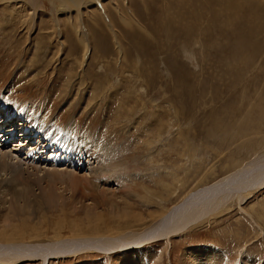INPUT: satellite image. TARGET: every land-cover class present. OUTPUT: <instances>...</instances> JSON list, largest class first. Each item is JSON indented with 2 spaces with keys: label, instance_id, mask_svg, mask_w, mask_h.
Wrapping results in <instances>:
<instances>
[{
  "label": "rangeland",
  "instance_id": "374dc122",
  "mask_svg": "<svg viewBox=\"0 0 264 264\" xmlns=\"http://www.w3.org/2000/svg\"><path fill=\"white\" fill-rule=\"evenodd\" d=\"M6 1L0 0V98L6 106H0V113L15 121L0 123V136L18 130V138L11 140L13 132L4 135L0 150L27 158L20 151L22 140L34 134L36 141H44L45 135L54 141L52 124L62 134L73 130L71 137L87 145H82L84 155L75 153L73 168L70 163L30 160L28 171L37 177L30 186L33 193L45 199L47 189H56L58 196L41 200L45 205L33 210L16 203L23 210L12 225L26 231L24 242L93 236L95 230L108 237L147 234L195 190L264 162V31L259 28L264 17L255 19L257 25L251 1L129 0L140 23L125 24L120 21L125 0H116L120 13L112 0H101L117 24L120 48L94 0H11L9 7ZM256 1L263 10L264 0ZM233 4L236 15L231 14ZM217 11L233 19L214 20L211 14ZM166 12L177 24L162 23ZM184 13L196 17L190 21L185 14L180 19ZM189 26L194 29L188 35ZM14 106L20 109L11 117L7 107ZM32 117L37 124L29 134L18 128L21 120L30 127ZM46 144L54 145L50 150L55 152L45 153ZM59 148L46 142L38 146V154L56 162ZM67 148L59 154L69 160ZM99 153L107 170L85 192L74 188L67 172L51 170L70 169L90 179ZM0 177L8 182L10 175L2 171ZM11 185L22 189L15 180ZM1 188L0 231L7 227L2 212L12 200L6 187ZM243 189L250 190L243 201L233 199L168 240H145L128 253L85 250L44 263L98 259L100 264H121L132 253L146 256L152 251L145 264H184L188 251L214 246L229 264H264V185ZM16 264H42V259Z\"/></svg>",
  "mask_w": 264,
  "mask_h": 264
},
{
  "label": "bare ground",
  "instance_id": "6f19581e",
  "mask_svg": "<svg viewBox=\"0 0 264 264\" xmlns=\"http://www.w3.org/2000/svg\"><path fill=\"white\" fill-rule=\"evenodd\" d=\"M4 1H6V0H4ZM94 1L97 2L96 5L98 7L103 9L104 13L102 16H103V19L105 22L104 24H107L110 27V29L112 30V32L114 34L113 35L114 40H116V44L118 45V48H120V40H119L118 35L116 34L117 33V24H115V20L113 21L111 16H110L109 11L107 9H104L105 6L101 3L102 2L101 0H94ZM233 1L236 2L237 0H233ZM249 1H251L254 4V8H256V10H257L256 11L254 9L255 11L253 12L254 20L259 16L264 17V13H262V11H264V9L262 8L263 10L260 11V9L257 8V5L259 3H257L256 0H243L242 2H244V3L248 2L249 3ZM112 3L115 4V6L117 8L120 7L117 4L116 0H112ZM125 3H126V7H124L125 12H124V15L120 14V21L121 20L124 21L125 24H130L131 21L135 22L136 24H137V22L140 23L139 18L136 17V15L133 12V8H131L129 0H125ZM6 4L8 7L10 5H12L11 0L10 1L7 0ZM25 6H26L25 3L20 4V9L21 8L24 9ZM261 7H262V5H261ZM185 8H186V6H185ZM236 8H237V6L234 5L233 8L231 9L232 15L233 14L236 15L238 13V9H237V13H236ZM11 9L12 8H10V11H11ZM118 10L120 13L122 8H119ZM168 11H169V8H168ZM224 12H222V11L212 12L211 16L214 20L220 19L222 21L223 20L227 21L228 19H233V18H228V14L224 15ZM225 13H227V12H225ZM168 14H169L168 12L164 13V15H166V16L162 18V23L165 26H169L171 23H172L171 25L177 24L176 22L173 21V16L170 15L168 17ZM184 15L186 16V18L190 17V21L194 20L196 17V15L193 16L192 14L184 13L182 16H179V18L181 19V17H183ZM198 15L200 16V17L199 16L198 17L201 18V16H203V13L199 12ZM256 15H258V16H256ZM69 17H70V19H73L74 14H73V16L69 15ZM176 17H177V15H176ZM259 18L262 19V17H259ZM255 21H256L257 25L260 24V23H258V20H255ZM227 22H229V21H227ZM179 23H182V22H179ZM218 23H220V22H218ZM96 24H98V23H96ZM220 26H221V24H220ZM261 27H262L261 32H263L264 27L262 25L259 26V28H261ZM189 28L187 29L185 34L189 35L193 32L194 28H192L190 26H189ZM132 29H134V28L132 27ZM232 33L233 34L235 33V29L233 30ZM248 33H250V32H248ZM263 34H264V32H263ZM255 38H256V36H255ZM84 41L87 42L85 50H87V52H89L90 51V40L85 38ZM120 53L121 54L123 53L122 49H120ZM258 53H259V51H258ZM125 61H127V60H125ZM4 102H5V100H2L0 98V106H3ZM14 107H15V109L13 107H11V108L7 107L8 112L10 113L11 117L14 116V114H16V111H19V109H20V108L18 109L16 106H14ZM0 115H1L0 118H4V120H0L1 121L0 123H4V122L9 123V121H12V119H13V118L12 119L8 118V115L3 113V112L0 113ZM22 115L23 114H21V116ZM13 121H15V120H13ZM29 124H30V128L34 127L33 124H36L35 119L33 117L29 120ZM2 127H0V128H2ZM50 127H51L50 129H52V132L54 134L62 135L60 130L59 131L56 130L57 127H55L54 124L50 125ZM16 131H14V130H11L10 132L7 131L6 134H4V135H6V137H7V136H9V134H12V132L15 133ZM47 132H48V130H47ZM63 132H64L63 133L64 136H66L67 138H71L74 142H77V144L79 146H81V148L79 150L78 148L75 147V146H77V144L74 145L72 143V147L69 146L67 148V151H69L68 152L69 160L71 158L73 159L71 162L72 165L70 164L73 168L74 167L73 162L75 160V156H74L75 153L80 152L79 154L81 156V153H83L82 149L87 148L86 147L87 145L85 146L84 140H80L78 138H72L71 137L73 130L68 129V130H65ZM50 134H52V133H50ZM41 136H42V134H41ZM36 138H37V136H36ZM58 138H60V137H58ZM82 145L84 146V148L82 147ZM51 146H54V145L51 144ZM64 151H66V150H64ZM79 154H78V156H79ZM83 155H84V153H83ZM98 156H99L98 157L99 159H97L98 162L95 163L93 161L94 164L91 165V167H90V169L92 170V173H93L92 174L90 172L91 175L90 176L88 175L90 179H88V177H86L85 174L80 175V176L78 174L75 175V171L70 170V169L66 170V169L61 168L60 170H57V169L56 170L51 169V170H52V172L59 173V174L61 172H67L69 175H71V181H72V184L74 185V188L76 187L77 190L79 189L80 191L85 192L87 185H92L93 182L95 183L96 179L98 181L99 176H102V173L107 170L103 166L104 165L103 159H102L103 156L100 153ZM80 159L77 161H80ZM30 160L31 159L24 158L23 156H21L19 154H14V152L0 150V172L3 171L5 173H7V175H10L8 182H6L7 178L0 177V188L6 187L5 189L7 191L5 190V193H6L5 195L7 196V192H8V194L11 193V195H12L11 202L9 203L8 206H6L7 207L6 210H4L2 212V215H3L2 216L3 217L2 223L4 225H6L7 227H5L6 229H3L2 231H0V263L16 264L17 262H20V261H30L31 262L32 260H37V259L41 258L42 264H45L44 262L45 261L47 262V260H49L50 258H62V257L64 258V257L69 256L71 254L77 255L78 253H80L82 251L95 250V249H99L108 255H111L112 252H114L115 250H118V249H122L121 251L128 253L133 248H139L140 246H142L143 245L142 243L145 240H147V242L159 240V239H164V238H166L168 240L172 235H175L177 233H180V232H183V231L189 229L192 225H194L197 222H200L201 220L207 218V216H209L211 213H214L215 211H218V210L221 211L223 206L228 204L229 202H231L233 199H235L239 202L243 201V199L245 198L244 196L246 195L245 192L250 191V190L245 191L243 188L254 189V187H257V186L259 187V186L264 185V162H262L259 166L260 168L257 167V168H254V170L248 171L249 167H248V169L246 168L247 166L245 167L246 169L242 167L243 169H238L237 172L230 174L227 177L222 178L221 180L217 181L214 184H211V185H208L204 188H200V189L195 190L188 197L184 198V200H182L179 204L174 205V207L171 208V210L166 214V216L159 219V221L156 222V225L150 228V232L147 234L138 235L137 233H134V232H128L127 234H125L123 236H115L114 235V236L108 237V236H105V234L101 230H95L93 236H85V237H79V238H63V239H56V240L47 241V242H39L40 244H31L30 245V243L24 242V239L26 238V235H25L26 231L24 229L17 230L12 225V224H15L12 222L14 217H16V216L19 217V215H20L19 213L21 212V210H23V209H20L21 206H20V208H18V207L15 208L16 203L19 204L18 201H21V205L24 208L28 206L27 207L28 210L30 209V207L33 210V207L37 208V206L39 204L42 205L44 203V201L42 202L41 200L49 199L51 201L52 198L56 199L58 196L56 194L57 192L55 193L56 189L55 190L54 189H52V190L47 189L46 192L43 193L44 194L43 196L45 197V199H43V197L40 199L39 197H37L36 194L33 193V190H32L33 187L31 188L30 186L32 183H34L37 180V177L34 176V172L28 171V168L30 167L29 163H33V161H30ZM88 163L90 164V162H88ZM33 168H34V166H33ZM19 175H20V178H19ZM51 179H52V177H51ZM53 179H55V176ZM13 180L16 181V184H21L22 189H15L14 190L15 187L11 185ZM113 180L114 179H112V181ZM50 181H52V180H50ZM49 184H53V183L50 182ZM54 184H56V183H54ZM125 187H126V185H125ZM103 189H104V187H103ZM12 190H14V192ZM2 191H4V189ZM102 191H104V190H102ZM2 194H4V193L2 192ZM59 197H60V195H59ZM106 199H108V198H106ZM52 202H55V201H52ZM84 203H85V201H84ZM47 204H50V203L47 202ZM44 205H45V203H44ZM109 205H112V206L118 208V205L115 202L109 201ZM1 208H2V206H1ZM32 210H30V211L32 213H34L35 211H32ZM253 219L255 221L256 218L253 217ZM0 221H1V218H0ZM9 227H11V228L14 227V228L8 230L7 228H9ZM96 231H101L102 233H98ZM9 232H10V234H9ZM18 239H20V240H18ZM140 244H142V245H140ZM201 248H202L201 250L192 249V250L188 251L187 256L186 257L184 256L185 260L183 259V263L184 264H196L199 262L201 264H229L230 263L229 261H226L225 258L223 259V252L218 250L216 247L208 246V247H201ZM152 253L153 252L150 251V253L146 256H141L137 253L136 254L132 253V254H130L129 258L125 262L124 261L123 262L128 263L130 261H133L130 264H136V262H137V264H145V262H148V260L152 257ZM149 262H150V260H149ZM194 262H196V263H194ZM124 263H121V264H124ZM81 264H100V262L98 259H96L95 261L83 262Z\"/></svg>",
  "mask_w": 264,
  "mask_h": 264
}]
</instances>
